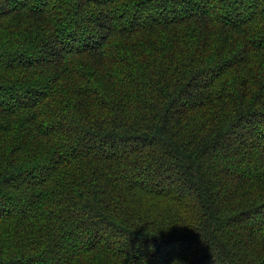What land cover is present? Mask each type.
<instances>
[{"label": "trees", "instance_id": "trees-1", "mask_svg": "<svg viewBox=\"0 0 264 264\" xmlns=\"http://www.w3.org/2000/svg\"><path fill=\"white\" fill-rule=\"evenodd\" d=\"M0 264H264V0H0Z\"/></svg>", "mask_w": 264, "mask_h": 264}]
</instances>
